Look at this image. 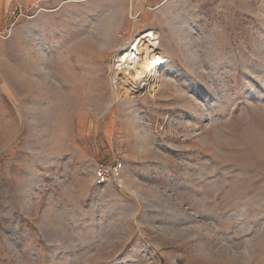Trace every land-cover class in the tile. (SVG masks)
I'll list each match as a JSON object with an SVG mask.
<instances>
[{
    "label": "rangeland",
    "instance_id": "1",
    "mask_svg": "<svg viewBox=\"0 0 264 264\" xmlns=\"http://www.w3.org/2000/svg\"><path fill=\"white\" fill-rule=\"evenodd\" d=\"M0 264H264V0H0Z\"/></svg>",
    "mask_w": 264,
    "mask_h": 264
},
{
    "label": "bare ground",
    "instance_id": "2",
    "mask_svg": "<svg viewBox=\"0 0 264 264\" xmlns=\"http://www.w3.org/2000/svg\"><path fill=\"white\" fill-rule=\"evenodd\" d=\"M158 35L154 31H145L143 33H140L139 35L132 38L129 42L131 46L128 49L118 51L115 55V58L111 65V80H112V86L115 90H118L120 87H124L126 84L122 85L124 83V77L125 75L130 76L131 68L139 61L140 59V46L137 45V40L139 38L147 39L145 43L149 42H155L157 40ZM141 73L144 74V76L148 73V69L146 67H142L140 69ZM139 72V71H138ZM133 74V73H132ZM146 75V76H147Z\"/></svg>",
    "mask_w": 264,
    "mask_h": 264
},
{
    "label": "built area",
    "instance_id": "3",
    "mask_svg": "<svg viewBox=\"0 0 264 264\" xmlns=\"http://www.w3.org/2000/svg\"><path fill=\"white\" fill-rule=\"evenodd\" d=\"M140 13H137L135 15L136 18H139ZM122 162H118L115 166L116 169L120 168L122 166ZM112 171L110 167H107L105 165H100L98 170H97V177L101 180V181H108L111 177H112Z\"/></svg>",
    "mask_w": 264,
    "mask_h": 264
},
{
    "label": "crops",
    "instance_id": "4",
    "mask_svg": "<svg viewBox=\"0 0 264 264\" xmlns=\"http://www.w3.org/2000/svg\"><path fill=\"white\" fill-rule=\"evenodd\" d=\"M22 1L27 2V1H31V0H22Z\"/></svg>",
    "mask_w": 264,
    "mask_h": 264
}]
</instances>
